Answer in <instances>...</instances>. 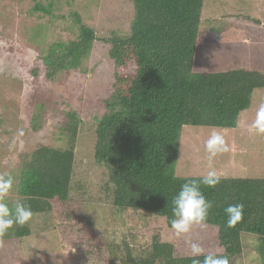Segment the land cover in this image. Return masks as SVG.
<instances>
[{"label": "trees", "instance_id": "obj_1", "mask_svg": "<svg viewBox=\"0 0 264 264\" xmlns=\"http://www.w3.org/2000/svg\"><path fill=\"white\" fill-rule=\"evenodd\" d=\"M125 1L133 6L127 33L111 31L99 38L82 15L74 14L73 40L59 42L51 34L56 40L39 58L45 78L52 81L70 71L87 73L84 61L94 44L102 43L109 46L114 64L111 94L100 103L92 101L102 107L99 118L91 114L84 124L87 134L80 132L79 114L66 112L60 130L66 146H38L22 159L17 175L4 176L13 179L16 194L15 201L5 197L9 207L20 201L31 207L33 217L50 212L54 200L79 203L80 208H92L94 203L93 210L110 211L102 226H94L92 217L87 226L78 224L77 218L68 222L71 226L60 225L61 247L68 252L69 264H192L188 240L204 248V255L227 257L229 264H245L246 249L257 264H264V177H221L213 188L201 185L213 203L204 223L216 229L211 240L184 238L187 243L178 250L176 242L164 240L162 233L172 230L171 201L180 185L200 178L176 175L182 129L236 128L253 92L264 88V73L247 68L212 71L210 66L194 70L206 0ZM53 7V2L47 7L37 3L32 11L53 18ZM45 29L41 27L42 39ZM31 73L36 76L38 69ZM83 104L81 109L89 111ZM40 116L31 119L34 130ZM77 136L92 140L90 162L99 174L91 185L76 175ZM236 203L244 205L242 219L229 227L225 209ZM31 235L25 224L14 226L0 239L19 241ZM139 236L148 240L138 244Z\"/></svg>", "mask_w": 264, "mask_h": 264}, {"label": "rangeland", "instance_id": "obj_2", "mask_svg": "<svg viewBox=\"0 0 264 264\" xmlns=\"http://www.w3.org/2000/svg\"><path fill=\"white\" fill-rule=\"evenodd\" d=\"M50 2L54 3L53 18L32 11L37 3L47 7ZM74 14L82 15L83 22L99 38H106L111 31H129L133 6L125 0H0V176L17 175L22 159L38 146L64 148L60 130L66 122V112L79 114L80 132L87 134L82 131L84 124L91 117L99 118L102 107L92 101L99 102L111 94L114 64L108 56L109 46L102 43L96 42L84 61L87 73L70 71L52 81L45 78L39 58L56 40L51 34L59 42L74 39ZM42 26L49 27L43 39ZM198 47L201 51L195 59L196 71L210 66L215 69L212 71L247 68L264 73V0H206ZM35 68L36 76L31 73ZM83 102L89 111L81 109ZM261 103L264 88L253 92L250 107L239 115L232 130L184 127L176 175L201 177L215 170L221 177H264V133L252 128ZM35 114L41 116L34 130L31 119ZM213 131L224 138L227 151L209 159L204 144ZM78 138L74 148L76 175L91 185L99 174L90 162L92 140L89 136ZM15 195L10 191L6 197L15 201ZM92 208L54 200L50 212L34 216L27 223L32 231L30 237L19 241L0 239V264H69L68 252L61 247L60 225L71 226L68 222L77 218L78 224L87 226L90 217L96 221L94 226L104 225L110 211ZM210 228L193 225L182 237L165 229L163 239L175 241L180 250L181 244L187 243L185 239L191 237L211 240L216 229ZM147 240L136 238L138 244ZM246 240L253 242L251 238ZM242 260L257 264L248 249Z\"/></svg>", "mask_w": 264, "mask_h": 264}, {"label": "clouds", "instance_id": "obj_3", "mask_svg": "<svg viewBox=\"0 0 264 264\" xmlns=\"http://www.w3.org/2000/svg\"><path fill=\"white\" fill-rule=\"evenodd\" d=\"M252 128L264 133V103H261L257 111ZM204 147L209 159L218 153L227 151L224 138L215 131L205 141ZM220 180L221 176L215 170H209L198 180H186L180 185L171 201L170 228L176 236L186 235L191 231L193 225H202L206 222L213 203L205 197L201 191V185L213 188L220 183ZM12 189L13 179L10 176H0V237L7 234L14 226H24L33 217L31 207L20 201H16L14 207H9L5 197ZM243 209L242 203L229 204L226 207L227 226H234L242 219ZM188 243L190 244L192 264H229L227 257L212 252L204 255L205 250L198 243L191 241ZM201 256H203V260L199 259Z\"/></svg>", "mask_w": 264, "mask_h": 264}]
</instances>
